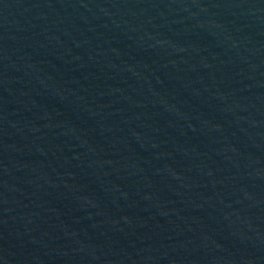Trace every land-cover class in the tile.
Returning a JSON list of instances; mask_svg holds the SVG:
<instances>
[{"label":"water","instance_id":"95a60500","mask_svg":"<svg viewBox=\"0 0 264 264\" xmlns=\"http://www.w3.org/2000/svg\"><path fill=\"white\" fill-rule=\"evenodd\" d=\"M0 264H264V0H0Z\"/></svg>","mask_w":264,"mask_h":264}]
</instances>
